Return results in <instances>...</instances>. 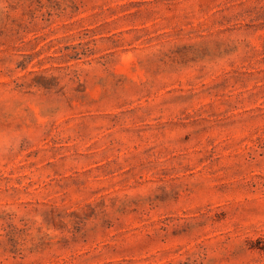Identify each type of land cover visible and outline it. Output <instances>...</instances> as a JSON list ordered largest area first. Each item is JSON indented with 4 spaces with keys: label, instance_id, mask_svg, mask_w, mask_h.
I'll list each match as a JSON object with an SVG mask.
<instances>
[{
    "label": "rangeland",
    "instance_id": "rangeland-1",
    "mask_svg": "<svg viewBox=\"0 0 264 264\" xmlns=\"http://www.w3.org/2000/svg\"><path fill=\"white\" fill-rule=\"evenodd\" d=\"M0 264H264V0H0Z\"/></svg>",
    "mask_w": 264,
    "mask_h": 264
}]
</instances>
